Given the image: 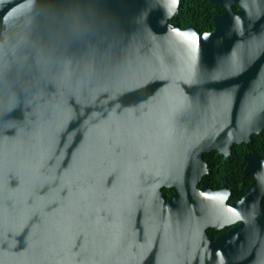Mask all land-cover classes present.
<instances>
[{"label": "water", "instance_id": "1", "mask_svg": "<svg viewBox=\"0 0 264 264\" xmlns=\"http://www.w3.org/2000/svg\"><path fill=\"white\" fill-rule=\"evenodd\" d=\"M180 1L0 0V264H264V224L213 241L197 189L264 130V0H207L202 33Z\"/></svg>", "mask_w": 264, "mask_h": 264}, {"label": "flooded vegetation", "instance_id": "2", "mask_svg": "<svg viewBox=\"0 0 264 264\" xmlns=\"http://www.w3.org/2000/svg\"><path fill=\"white\" fill-rule=\"evenodd\" d=\"M255 143L252 139L250 142L235 143L232 146L231 153L225 155L217 149L205 152L203 154L209 171L206 173L197 189L202 187L209 188L212 192H222L220 202L222 204V216L219 220V228L208 227L206 232L213 241L223 236H229L230 240L244 241L248 237L249 226L253 224H264L261 217L264 214V194L260 198L262 212L256 217V220H250V200L249 192L257 182L256 171L264 177V148L258 150L250 147L249 144ZM256 146V144L254 145ZM251 155V156H250ZM264 184V182L262 181ZM261 185V183H260ZM262 186V185H261ZM264 189V188H263ZM259 191V189H257ZM163 191L170 199L172 195L180 193L176 186L163 187ZM257 192V191H256ZM186 201L194 203L193 197H187ZM231 249L243 248L239 243L230 244ZM229 264H247L244 260L228 259Z\"/></svg>", "mask_w": 264, "mask_h": 264}, {"label": "trees", "instance_id": "3", "mask_svg": "<svg viewBox=\"0 0 264 264\" xmlns=\"http://www.w3.org/2000/svg\"><path fill=\"white\" fill-rule=\"evenodd\" d=\"M236 9L241 8L236 4ZM225 11L224 6L211 3L207 0H181L178 14L170 20L181 27L192 25L201 33L214 29V17ZM252 139L255 141L249 144L255 149L264 148V130L259 134H253ZM256 144V146H254Z\"/></svg>", "mask_w": 264, "mask_h": 264}, {"label": "snow or ice", "instance_id": "4", "mask_svg": "<svg viewBox=\"0 0 264 264\" xmlns=\"http://www.w3.org/2000/svg\"><path fill=\"white\" fill-rule=\"evenodd\" d=\"M175 2H176V0H173V3H175ZM183 35H187V34L185 33ZM191 38H195V33L192 34V37Z\"/></svg>", "mask_w": 264, "mask_h": 264}]
</instances>
